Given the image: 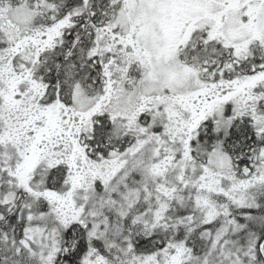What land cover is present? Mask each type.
Masks as SVG:
<instances>
[{"label":"snow or ice","instance_id":"obj_1","mask_svg":"<svg viewBox=\"0 0 264 264\" xmlns=\"http://www.w3.org/2000/svg\"><path fill=\"white\" fill-rule=\"evenodd\" d=\"M0 264H264V0H0Z\"/></svg>","mask_w":264,"mask_h":264}]
</instances>
